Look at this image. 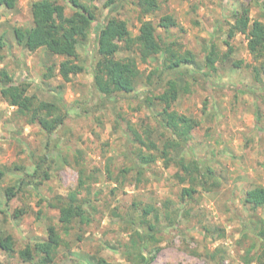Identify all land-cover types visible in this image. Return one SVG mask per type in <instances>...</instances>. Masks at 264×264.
<instances>
[{
    "label": "rangeland",
    "instance_id": "1",
    "mask_svg": "<svg viewBox=\"0 0 264 264\" xmlns=\"http://www.w3.org/2000/svg\"><path fill=\"white\" fill-rule=\"evenodd\" d=\"M34 1L19 0L12 10L0 9V88L5 82L2 72L14 83L28 84L29 95L58 106L64 123L49 134L40 124H30L28 116L19 114L0 95V236L11 235L18 252L47 240L48 228L54 225L66 243L52 264H97L100 258L134 264L135 258L132 262L124 254L135 231L127 222L140 214L144 204L158 210L161 219V232L149 243L151 264H264V242L256 235L264 232V209L254 210L243 203L248 190L264 187V53L256 56L250 51L249 33L228 38L245 9L250 12L249 31L255 26L264 28V0H159L160 9L146 16L141 15L137 0H113L108 7L110 0H97L92 3L97 21L78 45L79 56L74 60L83 71L69 82L59 73L63 57L46 48L29 49L16 38V29L34 25ZM57 2L64 6L65 16L73 13L65 0ZM166 15L175 18L176 27L159 26ZM114 16L127 22L132 37L151 23L163 50L175 43L178 52L195 55L192 67L199 80H190V92L184 90L185 80L179 81L181 93L173 110L194 118L199 126L188 147L175 154L203 161L220 187L209 192L197 188L193 199L182 201V189L190 185L178 182L179 167L172 163L166 169L162 161L151 165L141 161V155L149 151L138 143L135 133L146 139V130H153L152 140L160 146L171 137L155 118L163 106L147 100L163 92L172 74L161 76L167 58L164 51L142 63L136 48L129 52L123 42H117V58L132 56L138 62L141 74L135 92L139 97L110 98L95 88L102 28ZM212 45L219 56L217 70L202 79ZM42 161L50 174L48 181L26 187L8 202L7 188H17ZM128 168L133 169L124 174ZM82 171L90 179L80 198L92 222L76 223L65 234L59 209L49 207L48 202L56 204L59 196L76 189ZM17 210L26 214L14 217ZM0 263L37 264L2 250Z\"/></svg>",
    "mask_w": 264,
    "mask_h": 264
},
{
    "label": "trees",
    "instance_id": "2",
    "mask_svg": "<svg viewBox=\"0 0 264 264\" xmlns=\"http://www.w3.org/2000/svg\"><path fill=\"white\" fill-rule=\"evenodd\" d=\"M65 1L73 10L70 16H65V8L57 0L34 1L32 3L33 27L16 29L15 34L18 42L25 43L29 49L46 48L54 56L63 57L64 60L60 63L59 73L64 81L69 82L72 75L83 71V67L75 63L74 60L79 56L78 45L87 39L92 24L97 21L96 7L92 6V3L97 0H88L87 2L83 0ZM18 3L19 0H0V9L12 10L16 8ZM112 3L113 0L107 2V7ZM136 5L142 16L150 15L160 9L159 0H137ZM249 13V10L245 9L238 14L228 38L232 39L236 33H249V49L256 56H260L264 53V28L255 26L249 31ZM159 26L169 30L177 26V21L172 15H166L161 18ZM102 29L98 50L100 58L94 67V86L107 97H139V94L135 92L137 80L141 74L138 62L132 56L117 58L120 50L117 42H123L129 52H133V48H136L142 63H148L151 56L159 50L164 51L167 55L166 61L162 65L163 72L160 73L161 76L172 73L171 77L168 76L162 93L147 100H157L163 106V110L155 118L171 134V137L167 138L160 146L152 140L153 130H146V139L135 133L138 143L149 151L141 155L142 163L151 165L162 161L166 169L170 168L172 163L179 167V172L175 174L178 182L181 185H190L189 188L182 189V201L193 199L195 194L199 193V188L209 192L220 187L219 179L203 161L193 158L186 159L182 155L178 154L177 156L175 154L178 150L188 147L193 130L199 126V122L194 118L181 115L173 110V106L181 93L179 81L185 80L186 87L184 90L190 92L192 87L190 80H194L193 82L199 80L197 78L198 72L192 67L195 63V55L189 51L184 54L178 52L174 48L177 45L175 43L167 45L166 49L163 50L151 23H148L144 32L136 37L131 36L127 22L115 16L109 18ZM226 45L230 46V43L226 42ZM1 47L2 43L0 42ZM218 60L219 56L215 50V45H212L205 57V71L201 74L202 79H209L210 73L217 70L216 63ZM152 75L149 76L148 81H151ZM2 76L5 82L0 88V95L15 106L19 114L28 116L30 124L38 123L47 133L53 134L64 123V116L59 113L60 110L56 104L41 101L35 95H29L28 84L14 83L5 72H2ZM43 162L37 164L34 173H26L27 177L21 180L17 188H7L8 202L18 192H23L26 187L30 185L39 186L42 185L43 181H48L50 174L44 169ZM132 169L128 168L123 173H128ZM137 171L140 176L143 175L140 167ZM81 174L79 186L76 189L71 190L66 197L59 196L56 199V204L48 202L49 207L59 209L60 228L65 234H69L76 223L83 226L92 222L85 202L80 198L81 191L90 177L85 178L83 171ZM2 175L0 172V177ZM137 181L140 182V180ZM243 203L254 210L264 209V187L248 190ZM141 205L143 207L139 208L140 214L137 217H129L127 222L128 227L134 228L135 231L131 244L125 246L124 254L132 262L135 258L134 264H151L154 257L152 256L148 260V256H150L148 253L149 243L156 240L157 234L161 232L159 227L161 219L158 210L153 206ZM24 214H26L25 210H17L14 217H21ZM256 235L264 242V232H259ZM65 243L62 233L54 225L48 228L47 240L37 241L18 252L11 235L0 236V250L10 255L17 253L24 261H35L37 264H52L57 251ZM97 264L113 263L100 258Z\"/></svg>",
    "mask_w": 264,
    "mask_h": 264
}]
</instances>
